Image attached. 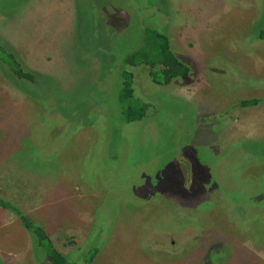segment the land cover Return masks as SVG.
<instances>
[{
    "label": "rangeland",
    "instance_id": "rangeland-1",
    "mask_svg": "<svg viewBox=\"0 0 264 264\" xmlns=\"http://www.w3.org/2000/svg\"><path fill=\"white\" fill-rule=\"evenodd\" d=\"M145 24L186 78L123 66ZM262 29L264 0H0V200L72 264H264ZM36 241L0 204V264H52Z\"/></svg>",
    "mask_w": 264,
    "mask_h": 264
},
{
    "label": "trees",
    "instance_id": "trees-1",
    "mask_svg": "<svg viewBox=\"0 0 264 264\" xmlns=\"http://www.w3.org/2000/svg\"><path fill=\"white\" fill-rule=\"evenodd\" d=\"M258 39H264V29L258 34ZM128 49L124 67L144 66L148 70L151 81L156 85H168L178 78H186L189 75V67L178 59L172 52L169 38L164 33L158 31L150 25H143L138 42ZM3 64L13 71V74L24 80L33 81L34 75L24 71L21 62L12 54L8 53ZM132 74L124 71L123 82L120 93V112L125 123L141 121L146 117L149 105L134 94ZM262 100L258 98L240 101V107H251L258 105ZM1 206L9 208L21 219L25 228L37 238V245L44 248L47 256L51 258L52 264H72L67 257L59 253L48 236L20 211L0 200Z\"/></svg>",
    "mask_w": 264,
    "mask_h": 264
},
{
    "label": "flooded vegetation",
    "instance_id": "flooded-vegetation-1",
    "mask_svg": "<svg viewBox=\"0 0 264 264\" xmlns=\"http://www.w3.org/2000/svg\"><path fill=\"white\" fill-rule=\"evenodd\" d=\"M175 247V246H174Z\"/></svg>",
    "mask_w": 264,
    "mask_h": 264
}]
</instances>
